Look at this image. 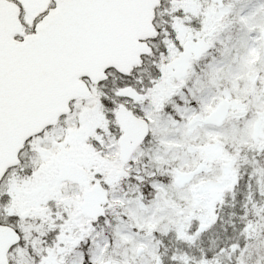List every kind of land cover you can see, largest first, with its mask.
Returning a JSON list of instances; mask_svg holds the SVG:
<instances>
[{
  "label": "snow or ice",
  "instance_id": "snow-or-ice-1",
  "mask_svg": "<svg viewBox=\"0 0 264 264\" xmlns=\"http://www.w3.org/2000/svg\"><path fill=\"white\" fill-rule=\"evenodd\" d=\"M0 264H264V0H0Z\"/></svg>",
  "mask_w": 264,
  "mask_h": 264
}]
</instances>
